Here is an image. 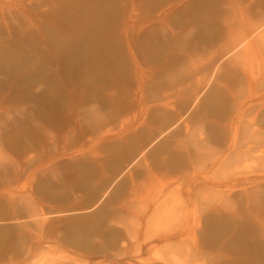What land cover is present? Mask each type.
Returning a JSON list of instances; mask_svg holds the SVG:
<instances>
[{
  "label": "rangeland",
  "instance_id": "1",
  "mask_svg": "<svg viewBox=\"0 0 264 264\" xmlns=\"http://www.w3.org/2000/svg\"><path fill=\"white\" fill-rule=\"evenodd\" d=\"M262 121L264 0H0V264H264Z\"/></svg>",
  "mask_w": 264,
  "mask_h": 264
},
{
  "label": "bare ground",
  "instance_id": "2",
  "mask_svg": "<svg viewBox=\"0 0 264 264\" xmlns=\"http://www.w3.org/2000/svg\"><path fill=\"white\" fill-rule=\"evenodd\" d=\"M79 42V41H78ZM73 44V43H72ZM78 48V47H77ZM264 124V121H262L261 125ZM262 127H264V125H262Z\"/></svg>",
  "mask_w": 264,
  "mask_h": 264
}]
</instances>
